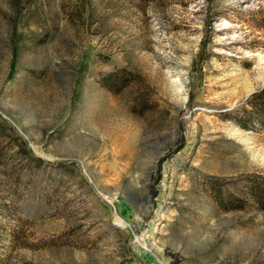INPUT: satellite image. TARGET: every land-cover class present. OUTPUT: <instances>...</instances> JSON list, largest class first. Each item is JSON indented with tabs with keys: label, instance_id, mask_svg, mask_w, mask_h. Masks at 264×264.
I'll use <instances>...</instances> for the list:
<instances>
[{
	"label": "rangeland",
	"instance_id": "374dc122",
	"mask_svg": "<svg viewBox=\"0 0 264 264\" xmlns=\"http://www.w3.org/2000/svg\"><path fill=\"white\" fill-rule=\"evenodd\" d=\"M264 0H0V264H264Z\"/></svg>",
	"mask_w": 264,
	"mask_h": 264
},
{
	"label": "trees",
	"instance_id": "16d2710c",
	"mask_svg": "<svg viewBox=\"0 0 264 264\" xmlns=\"http://www.w3.org/2000/svg\"><path fill=\"white\" fill-rule=\"evenodd\" d=\"M255 100H251L252 102H254L253 105H255V108L257 110V112L262 115L263 119H264V88L259 90L255 97ZM256 190L259 192V194L264 197V180H263V184H261V186L256 187Z\"/></svg>",
	"mask_w": 264,
	"mask_h": 264
}]
</instances>
